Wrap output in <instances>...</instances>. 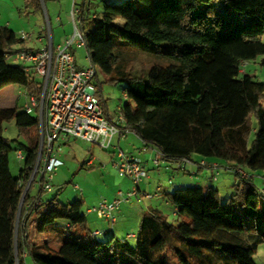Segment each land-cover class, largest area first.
<instances>
[{
  "label": "trees",
  "instance_id": "16d2710c",
  "mask_svg": "<svg viewBox=\"0 0 264 264\" xmlns=\"http://www.w3.org/2000/svg\"><path fill=\"white\" fill-rule=\"evenodd\" d=\"M101 1V11L92 16L89 0L81 2V28L90 62L108 81L123 85L126 126L168 162L193 160L194 154L216 160L234 172L235 188L224 199L211 182L163 190L176 223L150 208L141 214L132 243L129 236L115 237L112 227L93 235L79 199L64 203L53 196L35 207L32 182L15 244L18 205L38 155L39 124L23 105L0 107V264H27L28 257L32 264H256L253 256L264 243V194L235 168L264 177V83L241 72L243 62L264 55V0ZM26 2L40 6L39 0ZM22 42L0 25V92L19 84L38 101L40 81L6 57ZM127 45L167 63L136 73L119 53L130 50ZM9 119L18 129L13 138L3 135ZM12 150L23 153L17 176L9 168ZM33 215L41 241L29 234ZM77 226L83 234L73 233Z\"/></svg>",
  "mask_w": 264,
  "mask_h": 264
},
{
  "label": "rangeland",
  "instance_id": "374dc122",
  "mask_svg": "<svg viewBox=\"0 0 264 264\" xmlns=\"http://www.w3.org/2000/svg\"><path fill=\"white\" fill-rule=\"evenodd\" d=\"M77 2L79 3L81 0H77ZM89 2L91 3L89 6L90 16L101 11L103 7L101 0H89ZM39 3V7H34L33 4L26 2V0H0V25L9 26V24H11L10 28L14 30L19 37H21L22 32L31 33L34 37L30 40H25L22 43L16 44L14 48H42L49 32L51 33L54 43L69 39L73 31V24L69 18L71 0H39ZM57 16L60 18L59 21L56 20ZM38 30H41L43 33L44 42H41L36 38L38 36ZM261 39L264 41V34L261 36ZM128 47L130 50L122 49L119 53L122 59L130 66L131 70L136 73L144 72L149 66L155 63H167V60L162 59L161 57L147 55L138 52L130 46ZM71 51L75 57V66L77 69L90 64L84 46H71ZM262 58H264V55H259L255 59L243 62L241 64V72L252 75L256 80L264 83V66L260 64ZM95 68L97 73L94 81L98 94L103 98L108 112L110 114H115L118 111V107H121L124 102L122 96L123 85L122 83L108 81L107 76L101 72L97 66H95ZM32 76L38 80V77L35 74H32ZM28 96L29 95L26 93L24 86L13 83L8 84L2 88L0 92V107L19 106L22 108L24 102H30ZM261 102L264 105V97ZM33 115H36V113L34 112ZM252 122L254 125V118H252ZM17 134L18 129L15 126L13 119H9L3 123L4 136L13 138L16 137ZM252 138L253 132L250 135L249 140ZM125 139L126 138L121 139V146L123 147L121 150L124 152L125 150L140 152L141 148H146L142 142L139 145H132L131 140L124 142ZM20 140L22 139L20 138ZM114 156L115 154H112L110 148L103 149L98 144L85 142L77 138H70L66 144L62 145L61 151L58 154V158L62 161V165L55 170L51 179L52 190L43 194L44 197L47 196L48 198H51L56 196L58 200L64 203L79 199L81 201L80 208L88 217V226L105 229L108 227V223L105 220L98 218L94 212L87 215L86 209L96 205L101 199H110L116 194L115 192L118 189L126 191L131 186L130 180L119 175L117 170L112 166V163L115 160ZM150 156L151 155H148V157ZM193 156H196L193 157L195 162L187 164H191V173L189 175L178 174V170L173 163H167L168 166H164L163 161L162 163L160 162L158 167L152 166L151 164L149 165V168L146 169L147 177L144 178V180L147 181L149 177V185L146 187L142 183L141 186L145 187V189L141 187L137 196H133L129 201L123 202L120 205L119 209L124 210L125 215L122 219H119L113 224L116 230L115 237L123 238V236L127 235L129 232H136L139 226L138 216L150 208L159 210L165 216L167 221L176 223L178 218L174 213L173 205L171 203H164L162 198H157L154 196V193L156 192L155 190L157 187V190L160 193L161 191L163 192V190H172L174 186L177 185L175 182L179 180V176L181 175H185V181L193 182L190 180L191 178H195L194 181H197L198 179L203 181L207 178L210 172H212L214 178L217 180L218 190L223 199L234 190L235 187L234 184H232L235 179L234 172H230L229 174L224 173V171H222L223 169L220 167L199 170L197 163H199L200 156L197 154H194ZM88 161L90 162L89 164L87 163ZM22 164L23 161L19 160L16 157L15 150H12L9 154V168L13 176H17ZM242 171L244 174L241 175L239 173L240 178L247 179L252 177L254 184L257 187L262 185V178L259 175V173H261L260 171L257 172L258 175L256 173L250 175V172H247L249 171L248 169H243ZM75 185L77 188H75ZM30 193H37V185L35 183L31 185ZM148 194L151 196H148ZM46 207L47 205L42 206L41 210H45ZM36 225L37 218L33 215L28 228L29 234L33 240L41 241L44 237L38 233ZM73 233L81 235L84 233V230L82 227L77 226L73 230ZM104 237L105 235L102 234L98 238L101 239ZM128 240L134 243V238L129 237ZM168 255H170V252H168ZM253 259L256 264H264V243L258 245ZM26 262L27 264H32L29 257L26 259ZM171 262L173 263V261Z\"/></svg>",
  "mask_w": 264,
  "mask_h": 264
},
{
  "label": "built area",
  "instance_id": "2783aa9c",
  "mask_svg": "<svg viewBox=\"0 0 264 264\" xmlns=\"http://www.w3.org/2000/svg\"><path fill=\"white\" fill-rule=\"evenodd\" d=\"M69 18L73 24L69 39L56 44L48 39L42 48L16 47L6 53L10 62L22 65L25 71L35 74L40 81L39 100L29 95L30 102L23 105L27 113H36L39 124L38 155L26 183L28 187L24 193L22 192L25 195L32 182L37 185V193H30L33 196L30 203H34L35 207L42 203L43 194L52 190L51 179L57 167L62 165L58 154L62 145L66 144L70 138H77L98 144L103 149H109L114 146L115 137L121 139L128 133L134 132L126 126L121 107H118L117 113L112 117L104 111L94 81L97 73L94 64L90 62L88 66L79 69L75 66L71 46L86 48L81 28L80 9L76 0H71ZM56 20H59V17ZM32 38L34 37L31 33H21L23 42ZM36 38L42 41L41 37ZM122 94L125 99V92L123 91ZM115 153L116 159L113 161V166L119 175L130 180L131 186L126 191L118 190L111 200L101 199L96 205L87 208V212H94L98 218L105 220L109 227H112L116 221V213L120 205L139 194V184L147 177L144 160L136 155L125 153L121 149H117ZM15 154L19 160H23L21 150H16ZM150 161L154 166H158L160 162L166 160L156 149ZM190 162L193 161L187 158L171 161L176 168L182 170ZM197 164L198 168L200 166L211 169L220 167L215 162L199 161ZM242 170L237 168L236 172L242 175L244 174ZM261 178L262 185L258 187V190L264 194V177L261 176ZM75 188H77L76 185ZM148 196L151 195L148 194ZM100 232V230H94L92 234L98 235ZM128 236L132 237L133 234Z\"/></svg>",
  "mask_w": 264,
  "mask_h": 264
},
{
  "label": "crops",
  "instance_id": "0c3cea01",
  "mask_svg": "<svg viewBox=\"0 0 264 264\" xmlns=\"http://www.w3.org/2000/svg\"><path fill=\"white\" fill-rule=\"evenodd\" d=\"M83 0H81V2H82ZM43 2V1H42ZM76 2H77V0H76ZM81 2H77V4H78V6H80V4H81ZM46 13V12H45ZM58 17V16H57ZM56 17V18H57ZM60 19V18H59ZM59 21V20H58ZM10 25L11 24H9V27H10ZM13 29H16V28H13ZM16 31H18V30H16ZM37 35L39 36V37H41L42 38V41L41 42H44V38H43V33L41 32V30H38V32H37ZM48 37H47V39L45 40V43H47L48 42V39H50V42L51 43H53V44H56V43H59V42H56V43H54L53 42V40H52V36H51V33L49 32L48 34ZM29 48H33V47H29ZM20 92V91H19ZM26 102H24L23 103V105L25 104ZM106 114L109 116V117H112L114 114H110L109 112H108V110H107V112H106ZM129 134H131V135H129ZM129 135V136H128ZM128 136V137H127ZM124 138H126L125 139V141L124 142H126V141H129V140H131L132 141V145H139L141 142H142V144H144L145 146H146V148H141V151L139 152V151H137V152H134V151H131V150H129V151H127V150H125V153H128V154H132V155H136L137 157H139L140 159H142V160H144L145 162H146V169H148L149 168V165L151 164L152 166H154L152 163H151V161H150V159H151V157H153L154 155H155V153H156V148L155 147H153V146H151V145H146L142 140H140L139 139V137L135 134V132H133V133H128ZM124 138H121V139H124ZM121 139H118L117 137H115L114 139H113V147L112 148H110L111 150H112V154H115V156H114V158L116 159V150H117V148L118 149H123V147L121 146ZM123 146H124V143H123ZM150 148V149H149ZM125 149H126V146H125ZM154 151V152H153ZM148 155H151L150 157H148ZM193 157H196V156H192L191 158L193 159ZM198 157V156H197ZM193 162H195L194 160H192ZM199 161H207V162H209V161H214V162H217L216 160H214V159H210V158H202V157H200V159H199ZM163 162V161H162ZM161 162V163H162ZM167 163H171V162H168V161H164L163 162V165L164 166H168V164ZM191 165V164H190ZM190 165H185V167H184V170H182V169H178L177 168V170H178V174H190L191 173V166ZM112 166H113V163H112ZM114 167V166H113ZM158 167V166H157ZM204 168H206V167H204V166H200L198 169L200 170V169H204ZM222 169V168H221ZM222 171H224V173H230V172H232L231 170H229L228 168H224ZM226 171V172H225ZM221 173V172H220ZM252 173H254L255 174V172H252ZM256 174H257V172H256ZM258 175V174H257ZM213 173L212 172H210V174L207 176V178H205V180H203V181H201L200 179H198L197 181H194V179L195 178H191L190 180L191 181H193V182H187V180L185 181V175H181V176H179V180L177 181V182H175V183H177V185H201V186H204V185H206L207 183H212L213 185H215L217 188H218V186H217V180L213 177ZM146 178V177H145ZM149 177H148V179H147V181H145L144 179L140 182V184H139V190H141V187H143V186H141V184L143 183L146 187L149 185ZM235 180H236V178L233 180V183L232 184H234L235 183ZM174 185H176V184H174ZM144 189H145V187H143ZM147 189V188H146ZM158 189V187L156 188V192L154 193V196H156L157 198H162V200H163V202L164 203H166V204H168V203H170L169 201H167L164 197H163V195H162V191H161V193L157 190ZM118 190H121V189H118ZM117 190V191H118ZM116 191V192H117ZM115 192V193H116ZM115 196V194L110 198V199H106V200H111L113 197ZM46 198H48L47 196H45L44 197V195L42 196V199H46ZM127 202V201H126ZM173 209H174V211H175V207L173 206ZM130 210H132V209H130ZM127 211V210H126ZM86 213H87V215H90V214H92V212H87V209H86ZM125 215V211L124 210H122V209H119L118 211H117V213H116V221L113 223V224H115L119 219H122L123 218V216ZM87 217V216H86ZM139 217V220H140V217H141V214L138 216ZM87 220H88V217H87ZM108 227H109V225H108ZM107 228V227H106ZM87 230H91V231H94V230H100V231H102V230H104V229H101V228H97V227H95V226H88V221H87ZM116 230H115V226L114 225H112V232H113V235L115 236L116 235V232H115ZM135 232H129L127 235H125V236H123V238L124 237H127L128 238V235H130V234H134ZM132 238H133V236H132ZM25 255V254H24Z\"/></svg>",
  "mask_w": 264,
  "mask_h": 264
},
{
  "label": "water",
  "instance_id": "95a60500",
  "mask_svg": "<svg viewBox=\"0 0 264 264\" xmlns=\"http://www.w3.org/2000/svg\"><path fill=\"white\" fill-rule=\"evenodd\" d=\"M27 187H28V185H26L25 189H23V193L26 191ZM23 193H22V197H21V200L19 202V205H18L16 219H15V228H14V241H15V244H16V239H17L18 216H19V212H20V209H21L22 200H23V196H24ZM15 256L17 257L16 245H15Z\"/></svg>",
  "mask_w": 264,
  "mask_h": 264
}]
</instances>
